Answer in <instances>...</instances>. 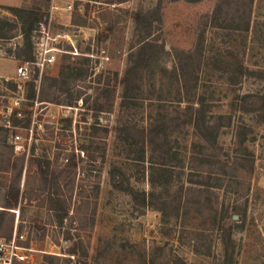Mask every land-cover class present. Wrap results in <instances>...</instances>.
I'll return each mask as SVG.
<instances>
[{
  "label": "rangeland",
  "instance_id": "obj_1",
  "mask_svg": "<svg viewBox=\"0 0 264 264\" xmlns=\"http://www.w3.org/2000/svg\"><path fill=\"white\" fill-rule=\"evenodd\" d=\"M218 1L162 0L152 49L137 61L144 17L159 0H25L73 43L58 44L73 52L58 53L30 103L16 76L19 26L0 38V110L30 118L0 128V205L9 185L19 187L0 235L23 231L33 264H218L221 227L235 264H264V109L236 105L241 94H264V0H223L212 17ZM4 6L0 16L15 20ZM238 66L262 75L240 76ZM199 95L207 120L223 115L215 146H199L189 122L186 106ZM116 173L170 204L142 206L112 186ZM208 176L218 186L201 189Z\"/></svg>",
  "mask_w": 264,
  "mask_h": 264
},
{
  "label": "trees",
  "instance_id": "obj_2",
  "mask_svg": "<svg viewBox=\"0 0 264 264\" xmlns=\"http://www.w3.org/2000/svg\"><path fill=\"white\" fill-rule=\"evenodd\" d=\"M191 2L199 1V0H190ZM223 0H219L216 3V6L212 12V17H216L218 10L221 7ZM161 2L162 0H159L157 6L151 11L150 14L145 15V28H144V34L142 35V44L139 48V54L137 61H143L147 58V53L152 49V40H149L148 38L152 35L154 25H157L160 28V25L162 23V15H161ZM5 9H7L14 17L15 20H10L6 17L0 16V38H8L11 36L10 32L17 26H19L20 34L23 37V42L21 45L16 47V55L17 59L20 61H32L33 60V32L38 27V24L42 21H47L48 19V12L47 11H41L37 7H26V6H19V5H13V6H4ZM140 14L137 13L135 15L136 19L140 18ZM154 24V25H153ZM249 22H245V28H248ZM160 32V31H159ZM163 47V46H162ZM180 52V50H177ZM183 53V52H182ZM230 62H227V65H230ZM239 67V74L242 75H262L261 73H257L255 70H250L248 68H244L242 66ZM135 69V66L130 67L126 70V74L121 78V80L126 83L128 75L131 71ZM230 70V68H229ZM234 75V74H233ZM232 77H235L233 76ZM46 77V76H44ZM261 77V76H260ZM36 79H37V72L34 71L32 74V77L30 80L25 82L26 85V93L25 98L32 103L34 99L36 98ZM42 79V77H41ZM126 94V91H125ZM189 101V100H188ZM237 107L241 109L244 112H260L262 109H264V94H257L252 92H247L244 94H241L238 96L236 101ZM186 108L190 112V119L189 122L194 127V131L196 134L199 135V138L203 143H198L199 146L202 145L204 147L206 144L215 146L216 145V138L217 133L220 129V127L223 125L221 124L220 119L223 118V115L219 114L217 116V120L212 122L210 120L206 119V105L204 102V99L202 95H199L195 102L187 104ZM219 119V120H218ZM230 119V117H228ZM11 120L13 125H17L21 121H24V125L28 126L30 122V118H18L17 117V110L14 109L11 115ZM2 129V128H1ZM141 136L143 141H148V134H145L144 131L141 132ZM196 145L195 143L193 146ZM229 159V157L226 155L224 157L223 161ZM200 164L204 163L206 159L200 158ZM225 162V161H224ZM17 179L20 177V171L17 172L16 175ZM210 176H208L207 179L198 181L201 189H210L212 187L218 186L217 183L209 182ZM217 179V178H216ZM191 181V180H190ZM212 183V184H211ZM112 186L115 189L126 191L129 194H131L134 197H137L140 204L144 207H149L154 205L155 202H157L159 205L156 206L157 210L164 211L166 207L170 204L169 201L162 198L159 193H156L154 190H141L136 191L133 187H131L128 183L123 184V179L120 173L112 174ZM206 187V188H204ZM18 197H19V187L17 184H11L7 187V190L4 194V202L0 205V226L1 222L5 218V215L7 212H9V209L15 208L18 204ZM175 203L177 207L181 204V199L175 198ZM63 213H66V210L61 208ZM235 214H238L236 211ZM234 215V214H233ZM232 217V215H231ZM60 218H62V215H60ZM224 219V216H221V220ZM222 230V236L221 241L223 243V258L220 260L218 264H235L233 259V243L232 239L229 233L228 228L221 227ZM69 253L74 254L75 249L74 247L69 248ZM173 264H187L186 262H183L180 258H177L173 261Z\"/></svg>",
  "mask_w": 264,
  "mask_h": 264
},
{
  "label": "built area",
  "instance_id": "obj_3",
  "mask_svg": "<svg viewBox=\"0 0 264 264\" xmlns=\"http://www.w3.org/2000/svg\"><path fill=\"white\" fill-rule=\"evenodd\" d=\"M71 8V4L67 6ZM52 8H56L52 6ZM52 18L48 14L47 21L39 23L40 35L34 38L33 60L21 61L16 68L17 79L26 82L31 79L32 73L37 72L36 82L40 81L43 72L52 65L60 52L73 51L63 50L58 44L66 41L73 45L71 35L65 30H52ZM76 49V47H74ZM12 108L0 110V128L13 130L16 128L11 120ZM20 135L11 133L9 143L16 145ZM17 147V146H15ZM32 252L34 249L27 243V236L23 231H18L15 227L9 236L0 235V264H33Z\"/></svg>",
  "mask_w": 264,
  "mask_h": 264
},
{
  "label": "crops",
  "instance_id": "obj_4",
  "mask_svg": "<svg viewBox=\"0 0 264 264\" xmlns=\"http://www.w3.org/2000/svg\"><path fill=\"white\" fill-rule=\"evenodd\" d=\"M1 5H8V6H13V5H25V0H0Z\"/></svg>",
  "mask_w": 264,
  "mask_h": 264
}]
</instances>
